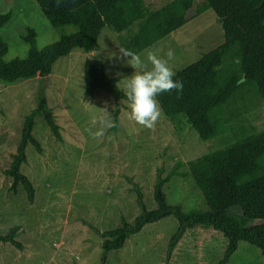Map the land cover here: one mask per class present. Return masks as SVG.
Segmentation results:
<instances>
[{"label": "rangeland", "instance_id": "1", "mask_svg": "<svg viewBox=\"0 0 264 264\" xmlns=\"http://www.w3.org/2000/svg\"><path fill=\"white\" fill-rule=\"evenodd\" d=\"M170 1L145 3L159 9ZM199 3L196 0V9L188 14L189 22L184 27L140 54L146 69L152 67L147 59L150 53L167 58L171 50L174 58L169 66L176 73L224 42L219 18L212 10L198 14ZM9 11L13 18L0 30L9 45L6 61L27 55L29 45L23 36L28 27L37 31L40 49L59 40L35 0H0V14ZM117 37L105 27L90 55L75 49L55 63L48 77L38 73L13 84L0 83V235L19 226L17 241L24 246L21 251L10 243H0V264H100L103 239L87 225L105 232L120 227L123 219L134 222L141 209L129 179L141 188L147 209H155L153 191L160 170L163 177L173 174L164 188L169 204L181 205L185 213L209 210L189 174V162L223 148L240 130L252 127L264 131L261 101L238 122L239 127H231L210 142L200 140L188 125L201 105L223 95L242 74L238 43L201 88H183L182 93L173 90L157 97L163 114L154 128L130 120L129 102L121 101L119 125L113 131L111 114L116 102L101 90L93 98L85 97L84 67L87 57L96 56L110 77L121 79L118 86L125 92L137 70L128 64L129 57L122 56ZM41 89L56 117L62 141L39 115L34 136L43 151L39 153L29 144L27 163L21 168L35 188L34 202L30 203L22 185L16 192L11 190L13 179L5 171L21 142L25 117L38 107ZM101 129L103 135H93ZM178 227L174 217L146 225L122 249L111 251L106 264H218L223 259L227 240L221 233L201 226L188 231L169 258L168 244ZM228 264H264V255L257 247L240 242Z\"/></svg>", "mask_w": 264, "mask_h": 264}, {"label": "trees", "instance_id": "2", "mask_svg": "<svg viewBox=\"0 0 264 264\" xmlns=\"http://www.w3.org/2000/svg\"><path fill=\"white\" fill-rule=\"evenodd\" d=\"M59 40L38 47L37 31L28 27L23 36L29 45L27 55L6 61L8 43L0 36V83L13 84L28 80L40 73L48 77L55 63L75 49L90 55L96 50L105 27L118 35L120 46L137 54L151 48L173 32L184 27L188 14L196 9V0H173L159 9L149 8L145 0H35ZM198 14L212 10L219 18L224 31V42L204 54L198 61L176 71L174 79L181 80L184 88H201L206 78L215 74V67L224 55L238 43L241 49L242 74L233 80L221 96L211 98L201 105L188 120L189 127L203 142H210L250 115L259 101L264 105V0H200ZM13 18L12 11L0 14V30ZM130 58V57H129ZM86 98L104 91L116 102L111 114L112 130L117 131L122 113L121 101H128L119 88V77H110L96 56L85 61ZM129 102V101H128ZM43 115L58 141H62L60 127L48 104L45 90L39 93L38 107L25 117L21 142L5 174L13 179L11 190L19 185L26 191L27 199L34 202L35 188L22 173L27 163L29 144L42 153V144L34 136L37 117ZM237 123V124H236ZM189 174L196 182L209 210L183 211L181 205L168 202L164 188L173 174L165 177L160 170L153 191L156 208L148 210L138 184L129 179L136 193L141 213L133 223L125 219L118 228L100 232L89 226L103 239L100 264H106L111 251L122 249L131 236L141 232L146 225L174 217L179 227L168 244V257L184 235L197 226L213 229L227 240L224 257L218 264H228L237 252L240 242H247L264 255V131L254 128L240 130L220 149L213 150L189 162ZM21 228L14 226L7 235H0V243H10L23 251L17 241Z\"/></svg>", "mask_w": 264, "mask_h": 264}, {"label": "clouds", "instance_id": "3", "mask_svg": "<svg viewBox=\"0 0 264 264\" xmlns=\"http://www.w3.org/2000/svg\"><path fill=\"white\" fill-rule=\"evenodd\" d=\"M59 6L60 0H57V7ZM120 51L123 57H130L128 64L137 70L125 87V94L131 109L129 119L145 128L152 129L163 114L157 97L173 90L182 93L184 88L181 80L174 79L176 74L169 66L174 53L169 50L166 54L167 58L150 53L147 59L152 67L146 69L140 54L124 48ZM237 63H239L238 60ZM89 131L91 133V129ZM93 135H103V129Z\"/></svg>", "mask_w": 264, "mask_h": 264}]
</instances>
